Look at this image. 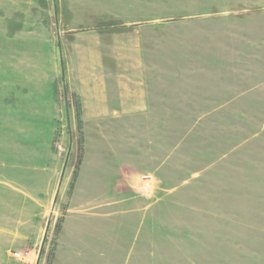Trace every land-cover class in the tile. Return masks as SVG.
I'll return each mask as SVG.
<instances>
[{
    "label": "rangeland",
    "instance_id": "obj_1",
    "mask_svg": "<svg viewBox=\"0 0 264 264\" xmlns=\"http://www.w3.org/2000/svg\"><path fill=\"white\" fill-rule=\"evenodd\" d=\"M6 30L34 44L41 66L55 42L60 85L81 84L77 67L96 62L99 50L109 62L106 53L122 48L137 63H162V81L126 71L119 80L161 82L167 107L150 119L60 120L61 163L39 233L33 247L9 249L3 264H52L81 162L88 194L127 174L135 181L141 200L119 264H264V0H0V63L2 43L11 46ZM212 95L255 101L207 102ZM18 135L0 108L3 192L21 185L9 172L20 164ZM46 137L39 131L29 141L41 151Z\"/></svg>",
    "mask_w": 264,
    "mask_h": 264
},
{
    "label": "crops",
    "instance_id": "obj_2",
    "mask_svg": "<svg viewBox=\"0 0 264 264\" xmlns=\"http://www.w3.org/2000/svg\"><path fill=\"white\" fill-rule=\"evenodd\" d=\"M21 35V32L10 35L6 30L3 41L9 40L11 46L1 45V113L15 120L18 136L23 137L16 155L20 164L9 171L14 173L11 178L21 185L14 184L11 191H0L1 264L9 249L33 247L39 233L40 208L46 205L55 188L61 163L60 151L55 148V137L61 134L60 120L79 119L87 124L121 116L150 119L153 112H166L167 107L166 86L161 82L121 84L119 80L120 72L126 71L155 73L153 77L162 81V75L157 74L167 69L162 63H137L134 53H125L122 48L106 53L111 56L109 62L102 57L104 51L99 50L96 62L77 67L81 84L69 80L60 85L62 73L61 66L56 64L55 42H48L50 64L41 66L37 63L39 51L34 52V44ZM69 71L71 74L73 69ZM199 87L192 84L191 88ZM212 97L213 101H206L220 104L255 101ZM39 131L47 134L45 150L41 151L29 141V136ZM83 165L81 162L73 186L63 200L52 264H119L121 241H128L130 236L129 216L135 214L137 200H141L135 193V181L127 174L110 187L103 184L101 189L88 194L81 183ZM132 237L134 241V232Z\"/></svg>",
    "mask_w": 264,
    "mask_h": 264
},
{
    "label": "water",
    "instance_id": "obj_3",
    "mask_svg": "<svg viewBox=\"0 0 264 264\" xmlns=\"http://www.w3.org/2000/svg\"><path fill=\"white\" fill-rule=\"evenodd\" d=\"M56 197H57V195H56ZM56 197H55L54 203H53V205H52L51 213H50V215H49V217H48V221H47V225H46V229H45V234H44V237H43V240H42L41 250H42V247H43V245H44L45 238H46L47 232H48L49 227H50V224H51V220H52V218H53V214H54L53 212H54L55 205H56ZM40 253H41V252H40Z\"/></svg>",
    "mask_w": 264,
    "mask_h": 264
},
{
    "label": "built area",
    "instance_id": "obj_4",
    "mask_svg": "<svg viewBox=\"0 0 264 264\" xmlns=\"http://www.w3.org/2000/svg\"><path fill=\"white\" fill-rule=\"evenodd\" d=\"M19 255V253H17Z\"/></svg>",
    "mask_w": 264,
    "mask_h": 264
}]
</instances>
